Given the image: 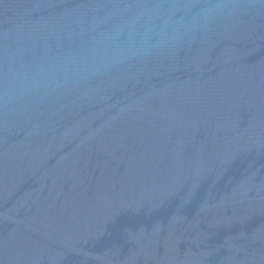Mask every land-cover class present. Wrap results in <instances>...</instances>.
<instances>
[{
	"label": "water",
	"instance_id": "95a60500",
	"mask_svg": "<svg viewBox=\"0 0 264 264\" xmlns=\"http://www.w3.org/2000/svg\"><path fill=\"white\" fill-rule=\"evenodd\" d=\"M0 264H264V0H0Z\"/></svg>",
	"mask_w": 264,
	"mask_h": 264
}]
</instances>
